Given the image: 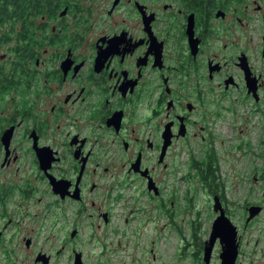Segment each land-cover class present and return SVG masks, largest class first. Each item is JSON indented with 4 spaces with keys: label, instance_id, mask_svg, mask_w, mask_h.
I'll return each instance as SVG.
<instances>
[{
    "label": "flooded vegetation",
    "instance_id": "af4514ba",
    "mask_svg": "<svg viewBox=\"0 0 264 264\" xmlns=\"http://www.w3.org/2000/svg\"><path fill=\"white\" fill-rule=\"evenodd\" d=\"M10 8L0 20V264H76L78 256L108 264L120 235L157 217L155 232L180 236L179 182L187 202L218 197L233 221L222 147L264 167V0ZM260 171L253 179L264 184ZM252 205L243 206L242 228L233 221L236 264H264L244 249L264 207L248 220ZM206 240L190 264H212L216 254L221 264L220 238L209 259ZM147 242L155 264V241Z\"/></svg>",
    "mask_w": 264,
    "mask_h": 264
},
{
    "label": "rangeland",
    "instance_id": "374dc122",
    "mask_svg": "<svg viewBox=\"0 0 264 264\" xmlns=\"http://www.w3.org/2000/svg\"><path fill=\"white\" fill-rule=\"evenodd\" d=\"M229 151L226 152L223 147L221 149L219 159L221 161L220 173L226 186V199L229 200L228 206L232 211L230 217L235 224L242 228L244 222L242 209L244 204L264 205V184H258L253 179V173L261 172L260 170H264V167L258 170L261 161H253L252 154H244L236 148H232ZM179 183L182 184L177 186V188L179 192L183 193V197L181 196V199H177L179 204L175 203L174 219L181 223V235L179 236L174 229L171 232H166L168 229L155 232V228L162 221L161 217H157L156 222L152 226L149 225L144 229L142 228L140 233L120 235L119 239L122 242V246L118 247L120 249L116 248L113 253L111 251L108 264H149V259L152 257V253L146 251L147 241L149 240L155 241V251L153 252L156 253V259L153 261L155 264L191 263L192 250L198 247L196 243L201 242L202 239H208L216 213L212 209L214 201L211 202L209 198H204L201 194L195 196L194 202H187L185 199L186 184L183 182ZM176 210H179V212ZM250 225L245 235L246 244L244 249L250 251L255 248L257 251L255 257L262 260L264 259V207L260 215ZM180 239L186 242L187 245L178 249ZM255 241L259 242V244L256 243L254 245ZM219 248L220 246H218ZM178 254L183 256L181 261L178 260ZM91 257L94 256L92 255L89 258ZM218 258L216 254L212 264H216ZM243 259L248 258L244 257ZM61 261L65 260L62 259ZM259 263L255 260V264ZM96 264H106V262L99 258Z\"/></svg>",
    "mask_w": 264,
    "mask_h": 264
},
{
    "label": "water",
    "instance_id": "95a60500",
    "mask_svg": "<svg viewBox=\"0 0 264 264\" xmlns=\"http://www.w3.org/2000/svg\"><path fill=\"white\" fill-rule=\"evenodd\" d=\"M262 207L258 205H252L249 208L250 216L248 220L260 213ZM214 211L219 212V215L213 221L212 229L210 232V237L206 240L205 246V258L209 259L211 255V250L215 243L216 237L220 238L222 243V252H221V264H236V258L238 255V246L237 241V226L233 224V221L228 217L226 212H224V207L218 197L215 198L214 202ZM78 256V255H77ZM80 256L77 258L76 264H80Z\"/></svg>",
    "mask_w": 264,
    "mask_h": 264
},
{
    "label": "trees",
    "instance_id": "16d2710c",
    "mask_svg": "<svg viewBox=\"0 0 264 264\" xmlns=\"http://www.w3.org/2000/svg\"><path fill=\"white\" fill-rule=\"evenodd\" d=\"M27 0H0V20L6 19L10 17L8 14V10H10V5H14V10L15 8L18 9L20 12L23 11L24 3ZM31 1V0H30ZM33 1H39V0H33ZM13 9V8H12ZM11 9V10H12ZM195 228V227H194Z\"/></svg>",
    "mask_w": 264,
    "mask_h": 264
}]
</instances>
